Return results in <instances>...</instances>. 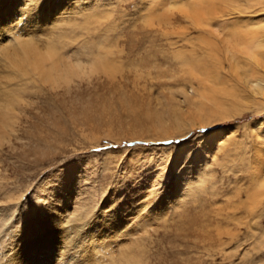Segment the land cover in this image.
I'll use <instances>...</instances> for the list:
<instances>
[{
	"label": "rangeland",
	"instance_id": "374dc122",
	"mask_svg": "<svg viewBox=\"0 0 264 264\" xmlns=\"http://www.w3.org/2000/svg\"><path fill=\"white\" fill-rule=\"evenodd\" d=\"M9 1L13 28L2 33L0 27V96L29 84L39 99L32 116L21 118L18 149L12 153L4 143L0 152L3 178L19 185L12 196L25 205L18 214L0 213V228L7 225L2 235L14 240L60 197L68 201L62 207L72 208L62 215L71 227L93 218L98 224L83 229L86 238L72 253L76 264H119L127 247L133 264H264V103L217 109V93L192 78L212 63L219 75L229 73L231 45L211 39L215 46H208L196 37L194 26L217 30L209 17L214 3L39 0L37 7L34 0ZM19 33L62 58L77 62L79 46H93L94 57L84 55L81 69L63 62V86L38 90L32 64L20 68ZM19 97L29 101L27 92ZM225 112L237 114L218 116ZM74 211L86 218H70ZM63 218L50 222L62 227Z\"/></svg>",
	"mask_w": 264,
	"mask_h": 264
},
{
	"label": "bare ground",
	"instance_id": "6f19581e",
	"mask_svg": "<svg viewBox=\"0 0 264 264\" xmlns=\"http://www.w3.org/2000/svg\"><path fill=\"white\" fill-rule=\"evenodd\" d=\"M38 1L39 0L33 1L35 6L39 4ZM211 2L214 3V6L212 7V10L209 9L210 11H212V15H209V17L215 16L213 20L216 23L214 24V27L217 30L213 31V30H210L212 28L203 29V26L202 28H199L200 26L198 27L194 26L195 30H197L196 37L198 39L200 38V41L202 43H205V44L209 43V45L207 44L208 46H212V45L215 46V44L210 45V42L214 43L210 41L211 39H213L214 41H220L221 43L223 42L226 45L228 44L231 45V46H228L229 47L228 52L230 54L228 56V59L231 61L229 62L230 63L229 66H227L229 67V70L227 71L229 73L228 74L226 73L227 75L222 74L223 76L219 75L218 67H216L217 65L215 66V64L212 63L210 66H207L204 69L202 68V72L204 73L203 74L204 76L199 78L195 76L193 73L192 78H195L196 80L201 82L200 83L201 87L203 88L210 87L211 93L213 91L215 94L217 93V95L219 96V99L217 95L214 98V101L216 102L215 107L217 109L223 106H232L233 104L239 106V104H242L244 102L245 103L250 102L255 99H259L262 101L261 103H264V0H211ZM9 3L10 1L8 2V0H0V27L2 30L0 31L2 33L4 30H5V33H7L8 30H12L13 28L9 26L10 19H9V15L7 14L8 12L6 13L7 8H8L6 7V5ZM216 4L219 6H216ZM225 16L226 18H223ZM221 21L224 23L223 24L219 23ZM254 26L255 28H253ZM256 26L258 27L256 28ZM2 33H0L1 34L0 36H3ZM221 35L224 36V38L220 37ZM21 36L22 34H20L17 38H14L16 39L17 46H18V49L16 48V51H18L17 54L18 56L21 57L19 60L21 62L20 68H22V63L26 64L30 62V64H32L31 69L35 72L36 76H38L36 79L33 80V83H37L36 85H37L38 90H40L39 88L41 87H48V89L54 91V88L60 87L61 85V83L59 82L60 77L58 76L61 74L60 72H61L62 67L66 65V64H63V62L67 63V67H68V64H70V65H74L75 67H79L78 69H81L82 63L79 61H82L80 59L84 57V55L87 60H89V58L91 57H94L93 56L94 52L92 53V49H91L93 46L89 48H86L85 46H79L76 50H74L73 52H76V54L75 53L74 54L80 57V59H77V58L75 59L77 60L76 62V61H73L74 59L73 60L69 59L71 57L62 58L60 53H55V49L53 48L48 47V48H45L46 50L39 49L38 46L35 44V42H33V40H31L29 37L27 39L25 37H24L25 39H20ZM207 38L209 40L205 41ZM84 44L88 45V42H85ZM226 45L224 47L225 49L227 48ZM74 54H72V56ZM103 63L105 62L103 61ZM10 66L12 68L19 69V65L15 61H13V63L10 64ZM65 69H66V66H65ZM214 70H218V71L215 72ZM23 75L25 77L26 75L27 77L31 76L29 74H24V73ZM229 83H231V85H229ZM223 85L226 86L227 88L225 87V89H222ZM10 86H14V85L10 84ZM27 86H29V84L26 85V88L19 89V85H18L15 88L18 90L17 92H12L10 94L6 93L7 96H11V97L16 96L17 98H15L14 100L7 99L6 98L7 96H0V152H2L3 150L2 148L5 145L4 143H11L8 146V148L12 149V153L16 149H18L19 145L17 143L20 140L19 137H20V131H21L20 129L21 118H23V116L25 118L32 116L30 115L33 112V111L31 112V110H33L32 109L34 108L33 106L35 105L36 101L39 99V98L37 99V97H35L36 95L34 94L30 95L32 93H30V88H28ZM219 87L220 88L222 87V88L220 89ZM9 88H13V87H9ZM66 88H68L67 85H66ZM34 89H31V90H34ZM22 92H27L28 94L27 98L29 100L28 102L22 101L21 97H19ZM50 92L52 93V91ZM215 107L214 109L217 110ZM6 109H7V113L5 112ZM12 110L18 111L19 114L17 112L16 113L19 115V117L18 116L15 117L18 120L16 119L15 121H12L11 119H9V115L7 116V114L11 112ZM236 114L237 113L235 112H225L223 113V115L218 113V116L223 119H226V118H233L234 116H236ZM1 163L2 162L0 161V164ZM252 172H256V171H252ZM256 174H259V173L256 172ZM4 179L5 177L3 178L2 171L0 170V213L4 214L5 211H7L8 209H11L12 215L18 214L19 210L23 211L24 206H25L22 202L20 203L17 201L19 199H15L12 196L13 194H16V192H19V187H18L19 185L14 186L13 184L15 182L13 183L14 181L13 179L11 183L6 182ZM8 184L10 185L8 186ZM9 198L11 201L8 200ZM64 199L65 201H67L69 199L68 195H65ZM14 200H16V202H14ZM54 200L55 201L51 203L55 204L56 207L60 206L57 209L56 207L55 209H53L56 211L55 214L57 215L54 216L52 214L53 210L52 208H50L51 203L48 204L49 206L43 207V208H46L45 210L46 215L41 220L35 221L33 224L29 223L27 224V226L22 227L23 228L22 232H20V234L17 235L14 240L12 239L11 241V239H6L5 236L2 235V231L6 229V226H7L6 224L2 228H0V243H2V245L4 246V250L3 251L1 250V255H0L1 263L0 264H76L75 260L73 259L74 256L72 253L75 254V252L80 249V245H79L80 240L85 235V234L84 235L82 234L83 229H85V227L86 229H88L87 228L89 226L88 224H90V226L94 223L96 224L95 218H93L90 222L88 221L89 223L87 225L82 224L81 222H80L81 223L80 225H78L79 223H76V227L73 228L70 226V224H68L69 220L67 221L62 216L64 213H67L72 209V208L70 209L69 206L62 207L64 205H67L68 201L65 203H62V200L60 199V197H57ZM61 207L63 209H61ZM74 213L76 214L70 213L69 216L71 215L70 218H74L72 217L74 215L77 218L79 217L78 221L79 219L82 220V218L93 216L92 208H88L85 210L86 217L84 216L80 218L81 216H78L77 214L79 213L78 211L76 212L74 211ZM59 216L63 218V222L65 220L64 223H61L62 227L57 226L56 225L57 223H55V221H54V224L50 222V219L52 220V219H55V217L57 218ZM1 217L3 218L4 223L5 222L10 223V216L1 215ZM67 217H68V214H67ZM96 231H99V230H96ZM84 238L86 237L84 236ZM132 249L130 247H127L124 251L122 250L123 252L121 253L122 255H121L119 264L135 263L131 256L132 251H133ZM143 263L144 262H141V264Z\"/></svg>",
	"mask_w": 264,
	"mask_h": 264
}]
</instances>
